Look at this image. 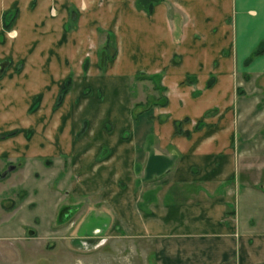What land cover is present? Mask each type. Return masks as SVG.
Instances as JSON below:
<instances>
[{
    "label": "crops",
    "instance_id": "0c3cea01",
    "mask_svg": "<svg viewBox=\"0 0 264 264\" xmlns=\"http://www.w3.org/2000/svg\"><path fill=\"white\" fill-rule=\"evenodd\" d=\"M102 40H111L110 54L102 55ZM140 74H156L164 85L167 102L148 115L155 139L137 137V119L128 111L130 84L124 86ZM67 79L70 87L55 108ZM250 80L264 81V0H0V133L23 130L0 140V158L49 165L68 156L83 182L77 189H100L113 226L133 244L149 243L145 264L148 258L151 264H264V184L231 182L234 157L247 156L250 138L236 145L227 108L232 93L244 90L233 82ZM42 82H52L46 102L52 120L42 116L41 104L29 113ZM117 92L123 111L118 101L119 111L109 113L114 129L106 132L103 118L117 103L103 104ZM258 102L242 114L244 124L250 113L262 123L253 144L255 163L262 162L256 171L264 174ZM90 103L100 109L83 110ZM125 123L133 131L129 142L118 138ZM65 125L69 138L51 142L45 132L58 134ZM171 142L175 152L164 148ZM103 146L111 154L96 161Z\"/></svg>",
    "mask_w": 264,
    "mask_h": 264
},
{
    "label": "rangeland",
    "instance_id": "374dc122",
    "mask_svg": "<svg viewBox=\"0 0 264 264\" xmlns=\"http://www.w3.org/2000/svg\"><path fill=\"white\" fill-rule=\"evenodd\" d=\"M104 43L105 41L102 40L100 46ZM104 46L102 55L106 49L110 54L113 50L111 40H108ZM155 81L153 78L140 74L135 75L132 79L129 78L124 86L126 90L127 85L130 84L129 97L127 98L128 111L132 118L137 119V137L148 136L154 139L158 137L153 129L152 118H149L148 115L156 110V106L165 105L161 102L165 101L166 103L167 98L164 96V85L160 80L158 84ZM233 83L234 87L239 85L244 87V90L240 94L241 96L232 93L230 106L227 108L232 112L230 115L231 137L235 139L236 145L244 138H250V144L247 145L245 158L234 157L235 161L232 166L234 176L231 182L234 187H238L239 182L244 183L245 180L249 184L259 186L261 183L264 184V179H260L262 176L264 177V174L256 171L262 162L255 163L254 155L259 146L255 147L253 142L254 134L259 131L262 123L255 122L256 114L250 113L247 115L246 124H244L245 115L242 113L245 111L244 108H251L258 101L256 106L258 109L264 106V81L250 80ZM40 86L42 89L40 97L29 113H32L35 106L41 104L42 116L52 120L55 116L54 112L46 103L49 95L47 90L52 86V82H42ZM60 93L61 91L54 97L56 99L55 108L62 102V99L57 102ZM119 94L117 92L114 98L108 96L105 99L104 109H106L105 106L111 105L109 102L117 103V106L112 105L108 108V114L110 111H114V113L119 110L123 111L124 103L122 101L124 99L119 97ZM81 96L84 98L86 95L82 94ZM118 101L120 102L119 110L116 109ZM74 103L78 104L79 99ZM91 103L93 104V102ZM91 103L87 106L84 105L85 109L83 108V110L100 109V107L94 108ZM210 112L211 110H208L207 114ZM67 114L65 110L63 116L66 117ZM122 117L124 118V116ZM123 118L120 120L121 122ZM145 118L148 119H146L147 123L151 126L150 130L143 129L147 123L138 122V119L145 120ZM50 119L48 122L51 121ZM81 121L86 128L88 118L83 116ZM73 122L71 129L74 127ZM201 125L202 122L198 121L197 126ZM103 126L104 129L106 126V132L114 129L115 121L110 114L104 116ZM82 130L75 135L76 138L82 135H79ZM33 132L28 130L27 136H31ZM132 132L125 123L118 130V138L120 141L129 142ZM22 133L23 130L4 131L0 133V140H8L9 136H19L20 134L22 136ZM47 133H49L51 142L55 136L53 138L55 144L62 142L63 138H69L70 128L69 125L67 127L65 125L58 134L55 130H47L45 134ZM167 145L164 148L169 152L178 148L173 142ZM110 154V147L103 146L96 156V161H102ZM26 160L25 157L0 158V172L9 169L8 173L2 177L3 179H0V264H145L144 251L150 250L149 243L140 240L133 244V238H130L123 228L113 226L116 219H113L111 208L102 198L100 189L85 192L77 189L78 186L84 188L83 182L70 169L68 156H56L53 163L49 165H40L39 161L35 160L27 163ZM102 167L100 165L96 169L100 170ZM90 169L96 172L95 168L91 167ZM244 171H247L246 174ZM86 182V188L90 189L89 184L92 181L87 180ZM124 185L122 183L121 187ZM234 191L236 192L235 188ZM234 207L235 214L237 212L236 204ZM232 209L227 208L226 216L233 214ZM151 263L152 259L148 258V264Z\"/></svg>",
    "mask_w": 264,
    "mask_h": 264
},
{
    "label": "trees",
    "instance_id": "16d2710c",
    "mask_svg": "<svg viewBox=\"0 0 264 264\" xmlns=\"http://www.w3.org/2000/svg\"><path fill=\"white\" fill-rule=\"evenodd\" d=\"M261 49H256L255 52H259ZM254 52V53H255ZM148 78H153V80L155 79L156 81V84H158L159 82V76L156 75V74H152V75H147ZM70 79H67L66 82H63L62 85H61V93L60 94H64L65 92L68 91L69 87H70ZM161 88V87H160ZM162 104L164 103L165 104V101L161 102ZM137 104V103H136Z\"/></svg>",
    "mask_w": 264,
    "mask_h": 264
},
{
    "label": "water",
    "instance_id": "95a60500",
    "mask_svg": "<svg viewBox=\"0 0 264 264\" xmlns=\"http://www.w3.org/2000/svg\"><path fill=\"white\" fill-rule=\"evenodd\" d=\"M60 98H61V96H59V99H60ZM8 171H9V169L0 172V178H1V177H4V176L8 173Z\"/></svg>",
    "mask_w": 264,
    "mask_h": 264
}]
</instances>
